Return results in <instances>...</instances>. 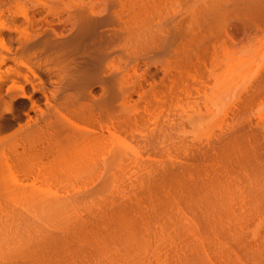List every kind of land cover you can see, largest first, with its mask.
<instances>
[{
  "label": "bare ground",
  "instance_id": "bare-ground-1",
  "mask_svg": "<svg viewBox=\"0 0 264 264\" xmlns=\"http://www.w3.org/2000/svg\"><path fill=\"white\" fill-rule=\"evenodd\" d=\"M194 2L188 44L184 0H54L31 14L0 12V264H264V115L245 118L264 99V48L253 43L260 53L238 59L256 65L253 76L244 69L243 95H228L240 90L232 76L210 92V107L223 110L210 114L221 125L226 117L219 133H199L201 121L175 109L205 88L203 73L191 81L187 71L205 68L220 39L233 41L232 20L247 49L264 44V0ZM164 56L183 70L157 89L152 135L135 151L126 145L136 121L125 113L128 69Z\"/></svg>",
  "mask_w": 264,
  "mask_h": 264
},
{
  "label": "rangeland",
  "instance_id": "rangeland-1",
  "mask_svg": "<svg viewBox=\"0 0 264 264\" xmlns=\"http://www.w3.org/2000/svg\"><path fill=\"white\" fill-rule=\"evenodd\" d=\"M52 2H54V0H19V1H16V0H0V12H4V13H6V16L8 15V11L10 10V11H16L17 9H21V10H26L29 14H31V13H33L34 11H38V10H41V9H43L44 7H46V6H48V5H50ZM194 5H195V2H194V0H184V4H183V6H185V10H186V12H185V14H183V17H184V26L182 27V30L184 29V33L186 34V35H184V33H183V36H185L186 37V39H184L185 40V43H187L188 44V42L190 41V40H188V39H190V32H191V29L193 28V25H194V27H195V20L196 19H194V18H196V17H194L193 15V13L195 12V7H196V5H195V7H194ZM173 8H174V12L175 11H177L178 10V8H177V6H173ZM192 8V9H191ZM119 9V8H118ZM189 9V10H188ZM184 11V10H183ZM192 12V13H191ZM191 15V16H190ZM190 17V18H189ZM7 18H8V16H7ZM6 18V19H7ZM19 19H21V18H18V20ZM181 21H182V19H180ZM194 20V21H193ZM233 22H232V24H234L232 27H234V28H232V27H230V28H232V31H230L231 33H232V39H233V41L232 42H229L228 41V39H226V38H224V39H220L219 40V42L217 43V44H215V47H211V50L209 51V53H208V57H207V60H206V67L205 68H203V69H201V70H199V69H196V68H190L188 71H187V74H188V77L190 78L189 80H191V81H194L195 80V77H196V79H197V81H198V78H199V76H206V78H208V82L204 85L205 86V88H202V86H201V88H200V95L199 94H197V93H195L194 94V96L195 97H193V96H190L188 99H186L187 100V102L185 101V99H184V101H182L181 103L182 104H180V107L181 108H179V107H175V105H173L174 107H175V109L178 111V112H180V111H183L184 109L186 110V111H183V112H186L187 114H189V115H192V116H194V117H196V119H198L197 121H195L194 122V124H192V125H195V126H197V125H199V124H197L196 122H200L201 121V123H202V125H203V127L202 128H199V126H198V128H199V133H204V134H209L210 133V135H211V133H213V134H215V132H220V131H218V130H221V126H222V128H223V121H225V118L223 119V117H224V115H222L221 116V119H222V125H221V123H220V119H219V115H221V114H223V113H221L223 110H220L219 108V110H218V112H217V109L215 110V109H213V108H211L210 106H212L211 104L209 105L208 104V102H207V99L208 98H211V97H209L210 95H213V94H211L212 92H215V90L217 89L216 87H215V84H216V86H218L219 88H220V86L218 85V83L220 84V82H221V84L224 82L223 81V79H225L226 77H231V78H233L234 77V79H233V81H232V79H231V85H234L236 88H237V86H240L238 89H240L239 91H231V93H232V95H230V93L228 94L230 97L231 96H233V93L235 94V96L234 97H237V95H239V94H237L236 95V92L237 93H240V92H243L247 87H244L245 85H243V84H246V86H248L247 85V82H245V81H248V82H250L251 81V79H249V78H251V76L249 77V75L250 74H247V75H245V76H248L249 78L248 79H246L245 77H244V75H243V73H245L248 69H249V66L250 67H252L250 64H249V62H252L251 60H249L248 59V61L247 62H245V63H247L248 64V67H246V65L247 64H240V62L238 61V59H241V58H239V57H241V56H245L246 54H249V53H251L252 55L255 53V52H257L258 50L260 51V52H262V49L264 48V44L261 46V42L259 43V42H257L258 44V46H256V40H254L255 42H253L252 41V43L250 42L249 43V49H247V46H245L248 42L247 41H245V37H243L244 35H242V32H241V30L238 28V27H236V26H238V25H236V23H235V21L234 20H232ZM182 24V23H181ZM23 27H25V25L24 26H22V28ZM230 33V34H231ZM188 37V38H187ZM231 38V37H230ZM183 40V41H184ZM247 40V39H246ZM177 41H178V39H177ZM245 42H247V43H245ZM184 43V45H186ZM255 44V50L258 48V50L257 51H251V50H254V49H252V44ZM250 44H251V48H250ZM253 44V45H254ZM248 45V44H247ZM261 47H260V46ZM246 47V48H243V47ZM185 47V46H184ZM213 48H215L214 50H213ZM241 48H243V49H246V52H245V50H243V49H241ZM242 50H243V54H240V53H242ZM250 50V51H249ZM213 51V52H212ZM235 51V52H234ZM247 51H249L248 53H247ZM258 51V53H260ZM212 52V53H211ZM230 52L231 53H233V55L232 54H230ZM263 52H264V49H263ZM229 53V54H228ZM234 53H235V55H234ZM246 53V54H245ZM228 55L229 57V59L228 60H230V58L231 57H233V61L231 60V61H227V59L225 58L226 56L225 55ZM239 54V55H238ZM256 54V53H255ZM254 54V55H255ZM241 55V56H240ZM253 55V56H254ZM231 56V57H230ZM243 56V57H244ZM246 56H248V55H246ZM245 56V58L243 59L244 61H246L245 59H247V57ZM250 56V55H249ZM180 57V56H179ZM178 57V58H179ZM238 57V58H237ZM242 57V58H243ZM252 57V56H251ZM170 57H161V58H157V59H154V60H152L150 63H148L147 65H140L138 68H135V69H128V74H127V76H126V87H127V89H128V99L126 100V102H125V105H126V107H127V112H125V109H124V112L127 114V116L129 117V115L128 114H130L131 116H133V117H135V120L136 121H134L133 120V131H135L134 133H133V136H134V139H128V140H126V145L128 144L129 145V148H132L133 150H135V151H142V150H144L145 149V143L143 142V139H144V137H143V134H144V136H150V135H152V129H153V127H154V121L156 120V115H154V111H156V106H155V104L157 103V101L159 100V98H160V96H156V91H157V89L158 88H160L164 83H166V84H168V85H173L172 83H174V82H171V83H169L170 81V79H172L173 78V80H174V77L173 76H171L170 75V77L171 78H169V75H168V73L169 72H171V73H174V74H172V75H176V74H178V73H180V70L182 71L183 69H181V67L180 66H182L183 65V63L180 65V63H179V65L180 66H178L177 64V62H181V61H176V64L175 65H177V66H174L173 65V62H171L172 63V68L170 67V65L169 64H171L170 63V60L171 59H173V58H175L174 56H172V58H170ZM251 59V58H250ZM174 60H177V58H175ZM182 60V59H181ZM242 60V59H241ZM242 60V61H243ZM173 61V60H172ZM241 61V62H242ZM227 62H229L230 63V65H229V63H227ZM238 62H239V65H238V67H241L242 65V67L241 68H239L240 70H237V68H233V67H236V65L238 64ZM169 63V64H168ZM174 63H175V61H174ZM233 63H235L236 65H234ZM227 64H228V66H227ZM253 65V64H252ZM170 68H169V67ZM230 66H233V67H231L230 68ZM233 68V69H232ZM245 68H248L247 70H245V72H244V69ZM254 68V69H253ZM253 68H251V69H253V70H255V68H256V65H253ZM170 69V70H169ZM171 69H173V70H171ZM230 69H231V71H230ZM235 69V70H234ZM251 69H249L248 71H250V73H251ZM175 70V71H174ZM237 70V71H236ZM243 70V71H242ZM241 71V75H243V78L242 77H240V74H239V72ZM178 72V73H177ZM235 72V73H234ZM253 72V71H252ZM176 73V74H175ZM202 73H203V75H202ZM234 73V74H233ZM237 73V74H236ZM224 74V75H223ZM199 75V76H198ZM228 75V76H227ZM235 75H238V78H236L237 76H235ZM251 75L253 76V73H251ZM220 76H224V77H220ZM168 77V78H167ZM177 77V76H176ZM198 77V78H197ZM166 78V79H165ZM228 78H226V79H228ZM239 78H240V80H239ZM168 79V80H167ZM178 79V78H177ZM194 79V80H193ZM222 81H221V80ZM242 79H245V81H243ZM179 80V79H178ZM178 80H176L175 79V81L177 82ZM220 80V81H219ZM235 80V81H234ZM166 81V82H165ZM172 81V80H171ZM213 81H215V82H213ZM219 81V82H218ZM226 81V80H225ZM226 82H229V80L228 81H226ZM226 82H224V83H226ZM233 82H234V84H233ZM240 83V84H236V83ZM242 83V84H241ZM220 84V85H221ZM237 86H236V85ZM203 85V84H202ZM207 85V86H206ZM209 85V86H208ZM214 85V86H213ZM226 85V84H225ZM231 85H230V87H231ZM242 85V86H241ZM203 86V87H204ZM213 86V87H212ZM222 86V85H221ZM212 88H213V90H212ZM241 88H243L242 90H241ZM201 89H204L203 90V93H201L202 91H201ZM235 89V88H234ZM238 89H236V90H238ZM211 90V91H210ZM232 90V89H231ZM209 91V92H208ZM211 92V93H210ZM215 94H217V93H215ZM204 95V96H203ZM207 95V96H206ZM240 95H243V93H240ZM224 96V98L223 97H221V98H223V100H225V98H226V96L225 95H223ZM191 97H193V99L191 98ZM205 97H206V99H205ZM230 97L228 98V102H229V100H230ZM191 98V99H190ZM233 98V97H232ZM232 98H231V101H232ZM190 99V100H189ZM206 101H205V100ZM190 102H189V101ZM203 101V102H202ZM226 101V100H225ZM225 101H223V103H225V105L227 104V106L228 107H226V108H224L223 106V109L227 112L229 109H230V107L229 106H231L229 103H227V102H225ZM258 101V100H257ZM257 101H256V105L254 106L253 104L251 105V107L250 108H248V110H249V113H248V110L245 112V115H246V117L245 118H248V117H253L254 116V114H256L255 115V117H253V118H249V119H253L254 121H255V119L257 120L258 119V117H259V115L262 117L263 115H264V99H260L259 101L261 102H258L257 103ZM193 102V103H192ZM185 103V104H184ZM189 103V104H188ZM199 103H203V105H201V104H199ZM206 103V104H205ZM255 103V102H254ZM189 106V107H191V108H189L187 105ZM193 104V105H192ZM229 104V105H228ZM259 104V105H258ZM178 105V104H177ZM181 105H183V106H181ZM186 105V106H185ZM205 105V106H204ZM209 105V106H208ZM194 106H198V107H194ZM209 107V108H208ZM213 107V106H212ZM173 108V107H172ZM171 108V109H172ZM182 108H184V109H182ZM194 108H195V111H196V113H195V111H194ZM203 108H204V110H203ZM206 108V109H205ZM227 108H229L228 110H227ZM254 110H253V109ZM174 109V108H173ZM172 109V110H173ZM175 109L172 111L173 112V114H174V111H175ZM198 109H200V111L198 110V112H197V110ZM213 111H212V110ZM146 110H149V112L148 111H146ZM188 110H190L191 111V113H190V111H188ZM207 110H208V113H207ZM251 110L253 111V112H251ZM194 111V112H193ZM219 111H221V112H219ZM259 111H261V112H259ZM257 112H259V114L257 113ZM125 113H123L125 116H126V114ZM175 113H177L176 111H175ZM204 113V114H203ZM205 113H207V114H205ZM210 113H218L219 115V117H217V115H216V117L217 118H214L215 117V115H213V114H210ZM225 113V112H224ZM246 113H248V114H246ZM251 113V114H250ZM261 113H263V114H261ZM210 114V116H208ZM214 117H213V116ZM251 115V116H250ZM253 115V116H252ZM130 116V117H131ZM248 116V117H247ZM258 116V117H257ZM129 117V118H130ZM229 117V116H228ZM263 118V117H262ZM262 118H261V120H262ZM131 119V118H130ZM195 119V120H196ZM260 119V118H259ZM258 119V120H259ZM186 120V119H185ZM218 120V121H217ZM257 120V121H258ZM260 120V121H261ZM187 121V120H186ZM186 121H184V125H185V122ZM189 122V121H188ZM218 122V123H217ZM264 122V121H263ZM187 123V122H186ZM197 125H196V124ZM261 124H262V121L260 122ZM264 124V123H263ZM187 126L189 125V126H192V125H190V124H186ZM185 125V126H186ZM201 125V126H202ZM200 126V127H201ZM214 126V127H213ZM218 126H220V128L218 127ZM192 127H194V126H192ZM192 127L190 128V127H187V128H183V130L184 129H186V130H184V132H182V135H184L185 134V136H190V134L189 133H191L190 131L192 130ZM261 127V126H260ZM181 128V129H182ZM194 129H196L197 130V128H195L194 127ZM205 130H207V131H205ZM188 132V134L189 135H186V133ZM178 133H180V132H178ZM218 133H216V134H218ZM141 134V135H140ZM130 140V141H129ZM263 141V143H264V139L262 140ZM128 142V143H127ZM127 145V146H128ZM131 149V150H132ZM238 172V171H237ZM236 172V173H237ZM238 175H239V172H238V174L236 175L235 174V176H236V178L238 179L239 177H240V180L242 181V183L243 182H246V180H247V177H246V174H242L243 176H239L238 177ZM240 175H241V173H240ZM263 177H264V174L262 175ZM246 177V178H245ZM262 177V182L264 181V178ZM36 176H32L31 178H29L30 179V185H31V183H33L34 185L36 184L38 187L41 185V182H42V180H41V178L39 179L41 182L39 183V181H37L36 180ZM63 179L65 178V177H62ZM61 178V179H62ZM249 178V177H248ZM62 179V180H63ZM246 179V180H245ZM36 180V181H35ZM243 180H245V181H243ZM248 181V180H247ZM28 184V183H27ZM40 184V185H39ZM244 184H247V185H249V181L248 182H246V183H243V184H241V188L243 187V189H244V187L246 186V185H244ZM36 185H35V187H36ZM58 187V186H57ZM59 187H62V185H60L59 184ZM239 187V188H240ZM248 187V186H247ZM245 189H248V188H245ZM239 190H242V189H239ZM244 191V190H243ZM243 191H241V193H244ZM238 193L237 194H239V192L240 191H237ZM264 184L262 183V197H263V200H262V217H264ZM240 193V194H241ZM246 193H247V191H246ZM245 200H243V199ZM247 197H246V194H245V198H244V195H240V196H238V201H237V203L239 204V205H241V206H245V207H249V205H248V203H247V201H248V199H246ZM243 203V204H242ZM247 203V204H246ZM245 204V205H244ZM247 205V206H246ZM264 219V218H263ZM263 219H262V221H263Z\"/></svg>",
  "mask_w": 264,
  "mask_h": 264
}]
</instances>
